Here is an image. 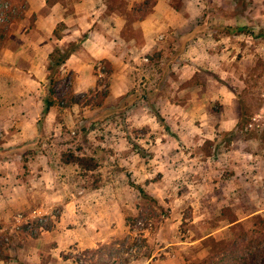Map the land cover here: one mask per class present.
<instances>
[{
    "label": "rangeland",
    "instance_id": "374dc122",
    "mask_svg": "<svg viewBox=\"0 0 264 264\" xmlns=\"http://www.w3.org/2000/svg\"><path fill=\"white\" fill-rule=\"evenodd\" d=\"M104 1L126 20L121 37L139 43L133 22L158 0ZM167 1L169 19H191L182 27L192 28L176 46L160 32L167 48L132 58L120 94L108 59L92 62L97 83L83 93L74 72H60L58 104L39 133L15 145L0 139V252L11 257L0 264L26 263L24 254L44 264H264V0ZM21 9L1 2L0 24ZM109 23L112 35L118 24ZM227 25L252 32L228 34ZM198 35L216 39L224 57L217 71L198 67L181 79L173 64ZM179 91V100H201L187 102L181 136L156 104ZM67 151L95 157L97 170L64 163Z\"/></svg>",
    "mask_w": 264,
    "mask_h": 264
},
{
    "label": "crops",
    "instance_id": "0c3cea01",
    "mask_svg": "<svg viewBox=\"0 0 264 264\" xmlns=\"http://www.w3.org/2000/svg\"><path fill=\"white\" fill-rule=\"evenodd\" d=\"M4 1L6 0H0V3ZM9 1L20 5L22 9L4 25L0 24V29H4L0 30V139L5 141V146L28 141L31 133L37 135L41 130L49 82L48 66L55 46L64 47L84 38L81 49L61 66V72L75 73V94L83 93L96 85L97 77L92 62L95 59H108L115 67L111 92L118 95L120 88L127 87L128 77L123 69L134 65L132 58L140 64L149 53L162 47L167 48L158 41V35L164 33L163 30H166L168 40H172L176 46L178 35L185 34L192 28L182 27L184 24L189 25L191 19H169L174 11L168 9L167 0H158L153 13L133 22L134 28L141 33L139 43L134 38L127 40L121 37L126 20L118 14H108L104 0ZM161 8L167 9V13H160ZM111 20L115 22L113 25L118 24L112 35L110 28L104 27ZM61 24L60 33L56 35L55 29ZM168 30L172 33H168ZM215 40L206 35H198L191 40L187 50L178 58L183 63L173 64L177 76L181 79L190 78L198 67L217 71L215 60L223 54L216 47ZM125 91L123 89L122 92ZM178 94H181L179 98L175 95L161 96L156 104L171 130L181 136L187 102L197 104L201 100L198 95H193L186 101L179 100L183 99V93L179 91ZM51 112L52 109L47 115ZM1 179L4 180V177ZM3 184L0 181L1 187ZM58 242L62 246V241ZM37 255L38 257H28L24 254L20 259L28 264H44L46 260L40 258V254ZM58 258V264L67 263Z\"/></svg>",
    "mask_w": 264,
    "mask_h": 264
},
{
    "label": "trees",
    "instance_id": "16d2710c",
    "mask_svg": "<svg viewBox=\"0 0 264 264\" xmlns=\"http://www.w3.org/2000/svg\"><path fill=\"white\" fill-rule=\"evenodd\" d=\"M60 26H62V24L59 25V28ZM59 28L57 27L55 29L56 35L60 33L58 31ZM223 29H226L228 34H233V35L252 32L249 27L241 26V25H235V26L227 25V26H224ZM195 32H198V31L193 29L191 31V34H195ZM83 40L84 38H81L78 41L70 42L68 45L64 47L55 46L53 52L51 53L50 63L48 66V70H49L48 91L45 97V110L43 112V116L47 115L48 112L51 110V108L58 104V100H57L58 92L56 88L57 75L61 72V66L70 58V56L74 54L75 52H77L79 49H81ZM111 73L112 71L109 70V74ZM156 115L157 117L162 118L160 113L156 112ZM61 158H62V161L66 164H71V163L77 164L87 174L89 172L96 171L99 166V162L98 160H96L95 157L87 156V155H78L73 151L64 152ZM136 186L144 197L149 196L146 189L143 186L141 185H136ZM135 221H136L135 217H132V216L127 217V224L129 225L131 232H133L135 229V223H136ZM125 238L126 240L135 239V237H133L132 234H128ZM9 259H11V257L8 254L0 252V260H9ZM21 264H26V263H21Z\"/></svg>",
    "mask_w": 264,
    "mask_h": 264
},
{
    "label": "built area",
    "instance_id": "2783aa9c",
    "mask_svg": "<svg viewBox=\"0 0 264 264\" xmlns=\"http://www.w3.org/2000/svg\"><path fill=\"white\" fill-rule=\"evenodd\" d=\"M9 6H8V3H3L2 4V9H5V8H8ZM0 20H4V17L3 16H0Z\"/></svg>",
    "mask_w": 264,
    "mask_h": 264
}]
</instances>
